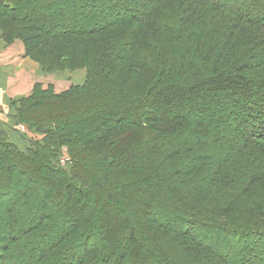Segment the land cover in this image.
Here are the masks:
<instances>
[{
  "label": "trees",
  "instance_id": "trees-1",
  "mask_svg": "<svg viewBox=\"0 0 264 264\" xmlns=\"http://www.w3.org/2000/svg\"><path fill=\"white\" fill-rule=\"evenodd\" d=\"M1 19L50 63L90 49L52 110L19 101L41 143L0 137V264H264V0H0ZM230 107L240 142L209 165Z\"/></svg>",
  "mask_w": 264,
  "mask_h": 264
},
{
  "label": "rangeland",
  "instance_id": "rangeland-1",
  "mask_svg": "<svg viewBox=\"0 0 264 264\" xmlns=\"http://www.w3.org/2000/svg\"><path fill=\"white\" fill-rule=\"evenodd\" d=\"M18 30H13V26L10 23H5V19H1L0 137L6 138V140L14 144L19 151L27 153L28 148L33 146L34 143H41V139L44 137L45 131L49 126L42 123H37L38 126H36L21 120L17 116L19 101L32 95L42 93L44 95L41 96V99L45 98L44 101L47 103V109L52 110L53 100H51V96L69 93L74 86L84 84L88 78L87 66L83 65V60H81L83 64H78L79 62L76 60L71 62L68 55L71 51L70 46L76 49L75 52L79 54V56L81 54L83 55L87 50L89 41L83 37H67L57 42L55 45L58 48L55 49V55L53 56H58L61 61H64L63 65H59L56 61L51 63L48 61L53 59L50 53H48V50H46L51 43L50 40L44 37L36 39L35 34L28 29ZM195 32L196 29L192 28L191 35ZM36 46L38 49H40L41 46L45 48H43V51L40 52L39 50V52H37L38 49L36 50ZM88 48L90 49V47ZM56 107L57 104H54V108ZM56 111L58 112V110ZM233 114L234 109L230 107L219 115L220 118L226 120L228 123L220 135V139L225 142V148L218 152L216 151L217 149L214 150L213 148L205 151V153L210 156L208 158L209 165H215L212 164L214 158H220L219 161H217L218 159L216 160L219 163H222V160L225 159L223 162L227 164V162L230 161L228 157L235 152L236 146H238L240 142L242 126L240 122L233 121ZM214 130L213 127H205L200 139L205 140L206 137H210ZM70 160L71 157L67 152V147L62 146L57 163L62 167H68L71 165ZM195 180H203L211 183L209 176L200 177ZM204 185H206V183ZM223 218L227 219V217L224 216L219 217V219ZM239 218L242 219L244 224L245 221L242 215H240ZM239 218H235V222H239ZM93 240L94 239H92V241ZM260 248L263 249L264 247ZM172 251L173 254H178L176 250L172 249Z\"/></svg>",
  "mask_w": 264,
  "mask_h": 264
}]
</instances>
